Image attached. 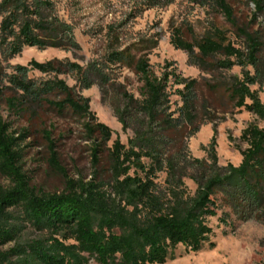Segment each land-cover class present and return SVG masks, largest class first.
<instances>
[{"label": "trees", "instance_id": "trees-1", "mask_svg": "<svg viewBox=\"0 0 264 264\" xmlns=\"http://www.w3.org/2000/svg\"><path fill=\"white\" fill-rule=\"evenodd\" d=\"M192 1L200 7L211 2L234 29L240 46L221 30L207 31L190 43L178 28L173 29L170 44L204 72L240 67L241 78L218 80L207 89L221 91L234 108L264 121V102L259 98L264 87V0H247L253 11L246 24L237 20L227 0ZM173 2L148 0L146 9ZM0 18V103L16 116L36 114L47 106L58 115L82 120L98 168L91 181L66 179L61 193L37 192L22 170L25 131L16 137L0 116V174L13 183L0 190V264H165L179 246L194 253L205 244L213 248V218L224 226L231 216L264 224V128L252 123L242 131L239 140L246 147L239 149L242 160L236 167L219 165L215 137L204 148L206 158L192 157L185 140L201 125L213 123L214 112L207 99L199 102L197 80L167 71L172 64L165 65L161 76L155 75L145 51L155 48L156 42L152 47L131 44L122 49L116 35L105 62L81 66L68 59L32 60L26 66L3 67L26 47L73 54L81 47L73 25L59 16L56 0H0ZM112 66L131 70L142 87L141 98H135L117 84L114 113L123 132L130 130L133 136L126 145L116 138L108 147L112 130L97 120L77 86L70 87L59 76L74 75L79 90L97 85L106 92L115 85ZM31 71L54 77L38 82L29 77ZM174 86L181 87L174 91L180 104L172 109ZM200 114L206 120L198 122ZM49 145L50 164L62 170L53 142ZM160 174L165 175L163 182L157 181ZM185 179L193 182L194 191ZM218 201L228 212L219 214ZM26 225L40 236L22 241ZM12 242L14 246L2 250Z\"/></svg>", "mask_w": 264, "mask_h": 264}, {"label": "rangeland", "instance_id": "rangeland-1", "mask_svg": "<svg viewBox=\"0 0 264 264\" xmlns=\"http://www.w3.org/2000/svg\"><path fill=\"white\" fill-rule=\"evenodd\" d=\"M148 0H56L59 16L73 25L75 37L81 47V51L73 54L58 49L38 50L26 47L23 51L3 62V67L23 65L35 60L40 63L50 60H65L76 62L86 66L91 61H106V53L110 44L115 45L114 37H119L120 48L135 44L139 47L155 48L146 50L149 64L157 76H161L166 70L167 63L172 64L167 71L172 69L186 79H195L198 82V98L202 103L207 99L214 112L213 123H205L200 126L198 132L185 140L190 155L194 158L207 157L205 147H208L215 137L218 163L221 166L231 164L238 166L242 156L240 150L245 149L246 144L241 142L242 131L249 124H256L264 128V121L258 120L254 115L244 110L236 109L222 96L221 91H209L208 84L217 83L218 80H228L232 76L241 78L240 67L235 66L231 70H219L217 72H204L196 66L188 63V55L182 50L175 49L170 44L173 29L181 30L185 41L193 43L201 38L207 31L221 30L236 47L240 46V40L236 37L234 29L226 21L225 17L214 7L211 2L205 7H200L192 0H174L167 6H156L146 9ZM233 9L237 20L246 24L251 20L253 6L247 0H227ZM1 21V18H0ZM259 22V19H258ZM197 52V49H195ZM111 79L115 82L106 92L94 85L87 90H79L74 75H61L60 79L76 89L84 97L89 99L90 111L97 120L107 125L113 132L112 142L119 138L123 144H127L133 136L132 131L123 132L121 124L114 113L118 103L117 84H122L125 90L133 94L135 98H141L140 89L142 83L129 69L112 66ZM10 72V69H7ZM29 77L35 81L52 79L54 74H42L31 71ZM174 86L170 90L172 109L180 104L179 98L174 94ZM258 90V86L252 87ZM10 96V93H6ZM259 98L264 102V87L259 91ZM0 116L10 124L11 132L18 137L23 130L25 138L21 142L22 170L29 181V185L39 193L58 194L65 190L66 179L93 180L98 168L91 157V143L86 139L82 120L71 115H58L47 106L36 111V114L11 113L4 103H0ZM206 120L199 115L198 122ZM49 136L50 141L46 138ZM56 153L59 166L62 170L52 167L50 164V142ZM240 149V150H239ZM104 165V161L100 166ZM99 166V168H101ZM165 175L160 174L158 182H163ZM190 191H194L195 185L189 179L184 180ZM12 181L0 174V190L12 188ZM220 211L228 212L220 201ZM14 215H18L16 211ZM214 236L211 242L215 244L209 248L205 244L198 252H191L182 246L175 251L173 259L165 264H264V224L257 221L240 222L231 216L228 226L220 225L216 218L210 220ZM40 236L30 226L26 225L21 234L22 241L33 240ZM14 246V242L2 247L7 250Z\"/></svg>", "mask_w": 264, "mask_h": 264}]
</instances>
